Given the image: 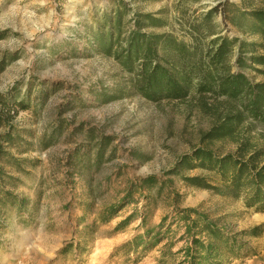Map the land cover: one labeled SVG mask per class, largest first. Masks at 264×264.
Listing matches in <instances>:
<instances>
[{
    "label": "rangeland",
    "instance_id": "obj_1",
    "mask_svg": "<svg viewBox=\"0 0 264 264\" xmlns=\"http://www.w3.org/2000/svg\"><path fill=\"white\" fill-rule=\"evenodd\" d=\"M117 2L127 21L161 19L147 32L179 44L193 34L202 50L235 39L231 71L264 83V66L251 60L264 56V39L249 31L247 9H264V0H0V264H181L176 252L190 236L179 210L227 234L264 226V213L223 183L229 166L182 161L198 148L234 152L228 141L202 140L212 118L191 97L145 99L138 67L128 71L93 44ZM13 98L29 107L12 108ZM150 176L158 182L144 185ZM239 240L255 253L241 249L231 264H264V229Z\"/></svg>",
    "mask_w": 264,
    "mask_h": 264
},
{
    "label": "trees",
    "instance_id": "obj_2",
    "mask_svg": "<svg viewBox=\"0 0 264 264\" xmlns=\"http://www.w3.org/2000/svg\"><path fill=\"white\" fill-rule=\"evenodd\" d=\"M247 9L250 10L249 31L264 39V9ZM128 12L125 3L117 2L112 14L106 15L92 33L93 44L99 45L103 55L121 61L128 71L138 67L137 91L145 99L185 101L191 97L196 107L212 118V127L202 140L228 141L235 145V150L220 158L207 149L198 148L182 161L195 159L220 168L229 166L223 183L236 190V196H244L245 208L264 213V145L259 142L264 135L257 132L255 125L264 127V83L252 84L244 74L231 71L228 61L236 40L217 38L202 50L195 34L191 43L179 44L173 35L147 32L161 27L164 24L161 19L153 14H135L127 21ZM251 60L264 66V56H252ZM44 100L39 99L41 104ZM24 106L29 107V100L25 103L13 98L12 108ZM37 110L38 106L32 109ZM53 138L54 133L49 135L47 145ZM107 142L108 139L103 138L97 149V168L102 163ZM157 182L155 176H150L143 184ZM177 217L185 226V234L190 236L176 252L183 256L181 264H231L242 258L241 249L254 256L249 244L239 239L247 234L258 237L264 229L261 225L250 231L227 234L193 209L179 210ZM153 245L149 242L143 248L147 250Z\"/></svg>",
    "mask_w": 264,
    "mask_h": 264
}]
</instances>
